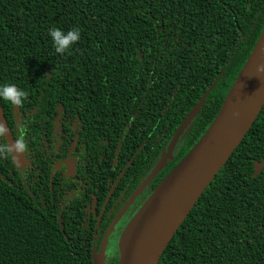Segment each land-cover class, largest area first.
<instances>
[{
	"label": "trees",
	"instance_id": "trees-1",
	"mask_svg": "<svg viewBox=\"0 0 264 264\" xmlns=\"http://www.w3.org/2000/svg\"><path fill=\"white\" fill-rule=\"evenodd\" d=\"M263 22L264 0H0V85L25 93L19 105L0 100L5 120L32 162L42 158L39 147L51 137L56 115L63 132L66 114L77 117L78 141L86 137L93 152L100 135L106 161L101 169L113 178L118 143L119 157L132 155L164 105L168 139L221 72L158 180L215 116ZM52 28H77L80 38L57 53L48 35ZM14 107L22 115L19 127ZM262 158L264 105L157 264H264V165L251 176L254 161ZM152 160V153L132 157L102 209L97 234L111 207L117 208L122 184H136ZM31 174L22 185L0 137V264H91L96 219L90 208L93 197L95 212L101 207L109 187L105 177L93 168L82 190L73 181L63 187L53 175L51 190L45 185L44 191ZM91 184L92 195L85 192ZM116 260L115 254L109 264Z\"/></svg>",
	"mask_w": 264,
	"mask_h": 264
},
{
	"label": "water",
	"instance_id": "water-1",
	"mask_svg": "<svg viewBox=\"0 0 264 264\" xmlns=\"http://www.w3.org/2000/svg\"><path fill=\"white\" fill-rule=\"evenodd\" d=\"M258 62L264 63V22L213 119L187 152L157 182L123 227L117 240L116 264H157L160 254L189 209L241 141L264 105V73L255 72V64ZM220 73L185 114L163 156L148 177L130 194L129 200L162 167L175 140L197 115ZM233 113L237 115L233 116ZM58 118L57 116L56 121ZM0 131L12 162L22 167L27 163L25 152L15 147L17 142L9 130L1 105ZM74 143L75 140L72 148ZM263 165L264 158L254 161L251 176L255 177ZM66 170L68 173V166ZM113 186L107 192L103 205ZM125 205L126 203L114 216L110 225L124 210ZM101 209L96 216L94 229L99 225ZM105 235L106 233L97 250L94 246L91 248V264H105L102 251Z\"/></svg>",
	"mask_w": 264,
	"mask_h": 264
},
{
	"label": "flooded vegetation",
	"instance_id": "flooded-vegetation-1",
	"mask_svg": "<svg viewBox=\"0 0 264 264\" xmlns=\"http://www.w3.org/2000/svg\"><path fill=\"white\" fill-rule=\"evenodd\" d=\"M167 105H164L162 108L160 114L156 117L150 119L149 121V129L148 130H142L140 136L138 137L139 142L138 146L135 149V151L132 153V155H128L127 158H124V156H118V146L119 143L116 145L112 161H111V169L112 174H114V177L111 178V175L103 174V171L101 169V162L106 163L105 160H103V154L104 152L101 151L102 148V142L100 140V135L97 134L95 136V143L92 145L91 150L88 149V146L86 144V137L82 138L80 141H78V131H80L81 124H76V118L75 116L66 114L64 123L67 124V127L65 128L64 132L61 126V122L59 119L61 118L60 113L56 115L58 116V120L53 123L52 133L51 137L49 139L45 138L43 139V145L39 147L42 158L39 159V156H33V160L31 162L29 156L27 155L28 149L25 152V157L27 159V163H25L22 167H19L15 165L13 162V165L17 169V173L19 175V179L22 181V185L25 183L28 184L26 179V172L29 171L31 174V179L33 178L35 180L37 187L39 189H43L44 191H47V188H45V185H48V191L51 190L52 185V178L53 175H56L57 179L59 178L60 183L63 185V187H66V181L68 185L71 183V181L76 183L77 189L84 190L85 187H82L81 185L83 183L88 182L89 175L92 173V169L94 168L99 172V176L102 175L105 177L107 184L109 185L107 192L109 191L110 187L112 185L113 188L109 193L112 194L119 178L123 175L124 169L126 166L129 165L131 162L132 157L139 152L143 155L145 158L149 153L153 154V160L150 163V166L146 170L144 174H142L139 177V180L134 184L133 186H130L128 184V181L125 184H122V188H120V191H117L116 193V201H119V204L117 208L113 209L111 207V215L108 219L106 226L101 228V231L99 234H97V229L93 228L92 237H91V248L94 246V248L97 250L102 238L105 235V238L103 240V247L102 251L104 253V261L105 264H109L112 257L118 255L117 252V240L118 236L121 233L123 227L128 222L130 217L135 213V211L138 209V207L141 205V203L144 201L146 196L150 193V191L153 189V187L157 184V182L162 178L157 180V176L161 173L163 169L167 167L169 162L175 157V155L178 153L180 146L184 142V139L186 135L188 134V131L192 125V118L191 121L186 125V127L183 129V131L180 133V135L175 140L169 154L167 155L164 164L162 167H160L151 177L150 179L141 187V189L129 200V196L134 190L137 188V186L148 177V175L151 173L152 169L155 167V165L158 163V161L163 156L167 146L169 145V142L172 138V135L175 131V129L179 126V124L175 127L174 130L170 133L168 139L165 138L166 132H167V123L165 121V116H161L165 113ZM16 110V108L14 107ZM64 113V112H63ZM134 115V114H133ZM78 119V118H77ZM22 115L21 112L17 109L14 113V121L17 127H19L22 122ZM7 123V122H6ZM8 125V123H7ZM9 130L10 126L8 125ZM14 129V127L12 128ZM11 132V130H10ZM12 134V132H11ZM17 134V130H15V135ZM72 135V139L70 140L69 145L63 147L62 146V140L68 141L69 136ZM13 136V134H12ZM0 137L3 138L1 131H0ZM14 138V137H13ZM18 139L17 136H15L14 140L16 141ZM135 139V137H134ZM4 140V139H3ZM75 140V143L72 148L73 141ZM77 141L79 142V145L77 146ZM5 142V141H4ZM18 143V142H17ZM46 157L50 158V161H46L45 165H41ZM120 158V161L117 165V162ZM12 161V160H11ZM175 165V164H174ZM69 167V171L67 173L66 167ZM32 168V171L31 169ZM46 170L48 171L46 177L45 173ZM78 171V172H77ZM115 181V183H114ZM95 184H91L90 186H87L90 188L89 192L88 190H85L86 193H90L92 195V190L94 188ZM106 192V194H107ZM68 192H64V195H66ZM105 194V196H106ZM108 196V198H109ZM105 199V197H104ZM108 200V199H107ZM106 200V201H107ZM104 201V200H103ZM103 201L101 204V207L95 212L96 207V201L93 197V203L90 208V214L96 219V216L98 215L100 209L105 206L103 205ZM105 201V203H106ZM128 202V203H127ZM124 210L120 213V215L114 220V222L110 225V222L114 218V216L118 213L120 208L124 205ZM101 209V214H102ZM126 215V216H125ZM125 216L126 219L123 220L122 224L118 227L117 223L123 219ZM101 218V215H100ZM100 222V220H99ZM95 227V225H94ZM95 231V234H94ZM117 262V260H116Z\"/></svg>",
	"mask_w": 264,
	"mask_h": 264
},
{
	"label": "clouds",
	"instance_id": "clouds-1",
	"mask_svg": "<svg viewBox=\"0 0 264 264\" xmlns=\"http://www.w3.org/2000/svg\"><path fill=\"white\" fill-rule=\"evenodd\" d=\"M48 35L50 36L53 47L57 53H63L66 49L69 48L70 45L75 43L80 38L79 29L77 28H71L67 31L52 28L49 30ZM255 72L258 74L264 73V63H256ZM24 96L25 93L14 85H0V100L19 105L22 102ZM236 115L237 113H233V116ZM15 147L17 149H22L23 143L18 142Z\"/></svg>",
	"mask_w": 264,
	"mask_h": 264
},
{
	"label": "rangeland",
	"instance_id": "rangeland-1",
	"mask_svg": "<svg viewBox=\"0 0 264 264\" xmlns=\"http://www.w3.org/2000/svg\"><path fill=\"white\" fill-rule=\"evenodd\" d=\"M125 216H126V215H125ZM125 216L123 217V219H121V220L117 223V226H118V227L122 224L123 220L126 219Z\"/></svg>",
	"mask_w": 264,
	"mask_h": 264
}]
</instances>
